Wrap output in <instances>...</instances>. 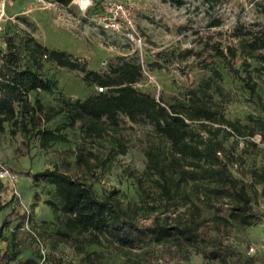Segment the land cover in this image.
<instances>
[{
  "label": "rangeland",
  "instance_id": "obj_1",
  "mask_svg": "<svg viewBox=\"0 0 264 264\" xmlns=\"http://www.w3.org/2000/svg\"><path fill=\"white\" fill-rule=\"evenodd\" d=\"M93 1L95 7L85 15L73 3L69 9L73 19L66 24L56 21L40 2L0 0V60L8 52V40H12L20 48L22 65H31L23 48L29 37L51 49L80 56L94 70L106 71L121 57L133 56L139 60L126 40L104 32L90 21V16L101 9L102 0ZM112 1H124L134 10L138 29L148 45L143 52L148 74H144L137 88L151 93L163 104L210 106V111L202 117V122L210 126L218 127L213 119L225 116L256 130L253 137H240L228 131L219 135L226 153L236 158V164L231 165L233 173L250 183L251 170H264L261 134L264 73L258 71L260 64L254 59L245 69L241 55L229 63L214 48L218 46L226 51L229 45L237 46L235 35L239 28L264 24V0H223L214 8L191 0L182 7L161 0ZM218 21L220 25H214ZM42 64L44 78L55 81L57 89L51 93H33L30 98L34 100L38 96L47 108L57 106L61 96L84 100L97 93L98 86H87L78 71L46 61ZM248 84H255V93ZM121 120L126 129L119 134L93 139L85 138L79 126L66 127V117L60 115L41 127L60 129L68 136L67 142H55L47 149L40 148L36 130L23 134L13 124H6L5 133L0 135V180L4 185L0 195V227L5 220L9 223L0 232V264H23L31 257L37 264H81L82 256L71 243L57 244L47 235L59 226L60 212L55 213L46 204L47 200L55 199L54 186L47 181L34 182L37 173L56 166L73 176L83 172L76 167L72 153L78 144L109 160L95 175L88 174L89 182L99 194L116 189L125 201H139L138 178L146 167L145 151L150 144H158V140L150 135L149 124H133L124 116ZM143 180L149 183L148 178ZM255 188L249 189V193L254 212L261 220L259 224L223 229L213 224V211L205 210L197 248L188 243L181 247L151 244L144 264H221L216 254L226 258L229 264H264V186L258 184ZM181 210L183 206L170 207L167 214ZM163 211L164 208L142 213L141 224H153L155 216ZM101 250L91 246L87 252ZM125 262V257L107 251L102 264Z\"/></svg>",
  "mask_w": 264,
  "mask_h": 264
},
{
  "label": "trees",
  "instance_id": "obj_2",
  "mask_svg": "<svg viewBox=\"0 0 264 264\" xmlns=\"http://www.w3.org/2000/svg\"><path fill=\"white\" fill-rule=\"evenodd\" d=\"M161 1L182 7L189 0ZM191 1H202L214 8L223 0ZM214 25H220V21ZM239 31L235 35L238 45H229L226 51L217 46L216 54L229 63L241 55L245 69L254 59L260 64L258 71L264 73V24ZM7 43L8 52L1 57L0 64V135L9 123L23 134L36 130L40 148L47 149L55 142H67L68 136L60 129L41 127L60 115H65L66 127L79 126L85 138L93 139L126 129L121 120L124 116L133 124H149L150 135L158 140V144H150L145 151L147 163L138 178L141 195L137 202L125 201L116 189L101 194L94 189L88 174L95 175L109 160L85 145L78 144L72 152L76 167L83 171L79 175L73 176L56 166L34 176L35 183L47 181L55 188V199L47 200L46 204L55 213L60 212L59 226L47 235L57 244L71 243L82 256L81 264H102L107 251L125 257L124 264H144L151 244L181 247L188 243L197 248L205 210L213 211V224L223 229L260 223L249 189L256 190L258 184L264 186V170H251L250 183L237 177L231 169L236 158L226 153L219 140L224 131L253 137L256 134L253 127L225 116L213 119L218 127L210 126L202 122L203 115L210 111V106L203 103L163 104L151 93L137 88L144 79V71L133 56L121 57L108 70L99 71L90 69L88 61L80 56L51 49L29 37L23 48L32 64L22 65L19 46L12 40ZM42 61L78 71L87 86H98L103 91L97 89L96 94L84 100L61 96L57 106L47 108L38 96L34 100L30 98L33 93H51L57 89L55 81L44 78ZM233 71L238 73L237 69ZM248 85L255 93V84ZM261 134L264 138V132ZM143 177L149 179L148 184ZM3 187L0 180V195ZM179 206L183 210L167 214L170 207ZM162 208L163 218L158 213L153 224H141L142 213ZM8 223L3 222L0 232ZM91 246L103 250L87 252ZM216 258L221 264H229L220 254ZM22 263L37 264V261L31 257Z\"/></svg>",
  "mask_w": 264,
  "mask_h": 264
},
{
  "label": "built area",
  "instance_id": "obj_3",
  "mask_svg": "<svg viewBox=\"0 0 264 264\" xmlns=\"http://www.w3.org/2000/svg\"><path fill=\"white\" fill-rule=\"evenodd\" d=\"M73 3L77 5L80 12L84 15L95 7L93 0H73ZM51 5L54 6L55 4ZM100 5L101 9L90 16V21L94 22L104 32L116 34L126 40L140 58L139 61L142 64L144 74H148L143 60V52L148 48V45L138 29L134 10L124 1L102 0ZM61 16L62 14L59 13V20H63ZM97 89L99 92L103 91L101 87Z\"/></svg>",
  "mask_w": 264,
  "mask_h": 264
},
{
  "label": "crops",
  "instance_id": "obj_4",
  "mask_svg": "<svg viewBox=\"0 0 264 264\" xmlns=\"http://www.w3.org/2000/svg\"><path fill=\"white\" fill-rule=\"evenodd\" d=\"M34 1L42 3L43 8L50 10L53 14L54 19L58 22L68 24L73 19L69 12V9L72 7V4H73L72 0L69 2L68 0L66 1H63V0H34ZM51 4H55V5L52 6ZM59 13L62 14L61 17L63 20L58 19Z\"/></svg>",
  "mask_w": 264,
  "mask_h": 264
},
{
  "label": "water",
  "instance_id": "obj_5",
  "mask_svg": "<svg viewBox=\"0 0 264 264\" xmlns=\"http://www.w3.org/2000/svg\"><path fill=\"white\" fill-rule=\"evenodd\" d=\"M0 62H1V60H0Z\"/></svg>",
  "mask_w": 264,
  "mask_h": 264
}]
</instances>
